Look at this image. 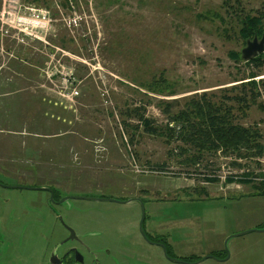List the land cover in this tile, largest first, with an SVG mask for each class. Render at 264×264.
Here are the masks:
<instances>
[{
	"label": "rangeland",
	"instance_id": "1",
	"mask_svg": "<svg viewBox=\"0 0 264 264\" xmlns=\"http://www.w3.org/2000/svg\"><path fill=\"white\" fill-rule=\"evenodd\" d=\"M263 17L264 0H0V264H264V137L201 136L215 109L264 135L240 34ZM138 199L186 261L144 238Z\"/></svg>",
	"mask_w": 264,
	"mask_h": 264
},
{
	"label": "trees",
	"instance_id": "2",
	"mask_svg": "<svg viewBox=\"0 0 264 264\" xmlns=\"http://www.w3.org/2000/svg\"><path fill=\"white\" fill-rule=\"evenodd\" d=\"M259 19V18H258ZM249 20L247 22H243L242 31L240 32L241 37L247 42L248 40H253L256 36L262 37V34L264 32L263 26L259 25L257 27L254 25V22H262L264 21V17L260 20ZM253 62L256 63V66L258 68L264 67V54L262 56H258L257 58L253 59ZM251 86H254V90H256V94H253L251 99L248 100L247 94H244L240 97H235L233 100L238 104L250 103L251 101H255L257 98L261 97L259 85L256 83H251ZM264 90V83L261 84ZM242 88L245 90V85L242 86ZM253 90V91H254ZM246 91V90H245ZM262 92V91H261ZM221 109H215V112L213 115L209 116L208 121V131L201 132V136L207 137L208 142H210L211 147L216 149L217 142L221 141L227 145L230 146V148H236V147H249L255 144H258L259 141H261L264 137L263 134H261L259 131L251 132L250 130L244 129L238 125H230L231 122H228V117L226 113H220ZM209 134H213L214 138H209ZM190 139V138H189ZM201 144V143H199ZM198 147H200L198 145ZM261 187H264V184L261 185ZM57 198V196H55ZM58 199H60L58 197ZM219 256V254H218ZM219 258V257H218ZM200 260L197 259L196 261ZM196 261H190V262H196Z\"/></svg>",
	"mask_w": 264,
	"mask_h": 264
},
{
	"label": "water",
	"instance_id": "3",
	"mask_svg": "<svg viewBox=\"0 0 264 264\" xmlns=\"http://www.w3.org/2000/svg\"><path fill=\"white\" fill-rule=\"evenodd\" d=\"M264 53V32L262 34V37L261 39H258L257 37H255L253 40H248L246 42V47L242 50L241 52V55H242V59L244 61H250L251 59L253 58H256L257 56H259L260 54ZM14 187H17V188H27L26 186H14ZM9 188V187H8ZM46 191H48L51 195L50 197V200L54 203H62L64 201H67V200H70V199H78L79 197H67V198H64V199H61L60 201H55L54 200V194H53V191L50 189V188H45ZM81 198V197H80ZM87 200H107L105 198H99V199H87ZM112 200V199H111ZM113 201V200H112ZM133 200H128V201H125L124 203H129V202H132ZM143 208V216H142V219H141V222H140V231L142 233V235L144 236V238L149 242V243H152L145 235L144 233V229H143V221H144V218H145V212H144V206H142ZM69 232H70V239L69 240H72V239H75V234L74 232L71 230V229H68ZM253 231H257V230H253ZM264 231V228L263 230ZM252 232V231H250ZM163 249H164V253L166 255V257L172 261V262H183L179 259H175V258H171L170 256H168L167 254V250L165 248L164 245H162ZM76 255H80V253L77 251V250H74ZM68 254V253H67ZM81 256V255H80ZM213 258H215L216 260H219L221 258H218L216 256H211ZM55 258L57 259V257L55 256H52L51 259H50V264H58L56 261H55ZM225 259V258H224ZM204 259H200L196 262H191V263H197V264H200L201 262H203Z\"/></svg>",
	"mask_w": 264,
	"mask_h": 264
},
{
	"label": "flooded vegetation",
	"instance_id": "4",
	"mask_svg": "<svg viewBox=\"0 0 264 264\" xmlns=\"http://www.w3.org/2000/svg\"><path fill=\"white\" fill-rule=\"evenodd\" d=\"M51 189V188H50ZM52 190V189H51ZM53 191V190H52ZM53 194H54V200L55 201H59L60 199H56L55 196L56 194L54 193L53 191ZM139 202H141L142 206H144L143 202L138 199ZM144 222V221H143ZM148 237V236H147ZM149 239V238H148ZM152 243L150 244H153V245H158L160 246L162 249V245L165 246L166 250H167V254L168 256H170L171 258H175L173 255H170V252L168 251V246L166 244H162L161 241H153L152 239H149ZM74 250H77L80 255H76L75 251ZM164 251V249H163ZM68 253V254H67ZM52 256H55L57 257V259L55 258V261L58 263V264H95L96 261H93V260H90L91 257H89L90 259L87 260V257L85 256V254L81 253L77 248H73V249H70L68 250L66 253H64L63 255H52ZM176 259V258H175ZM181 261H186L184 259H179ZM97 264V263H96Z\"/></svg>",
	"mask_w": 264,
	"mask_h": 264
},
{
	"label": "built area",
	"instance_id": "5",
	"mask_svg": "<svg viewBox=\"0 0 264 264\" xmlns=\"http://www.w3.org/2000/svg\"><path fill=\"white\" fill-rule=\"evenodd\" d=\"M71 92H72L71 95L73 96V98H74V96H78V94H79L76 89L71 90ZM68 102H70V101H68ZM70 105H72L71 102H70ZM70 108H72V106H70Z\"/></svg>",
	"mask_w": 264,
	"mask_h": 264
}]
</instances>
